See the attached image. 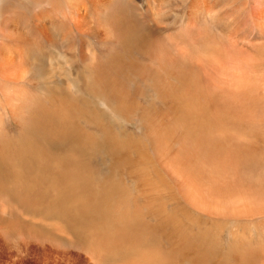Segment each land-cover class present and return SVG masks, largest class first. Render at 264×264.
I'll use <instances>...</instances> for the list:
<instances>
[{"label": "bare ground", "instance_id": "1", "mask_svg": "<svg viewBox=\"0 0 264 264\" xmlns=\"http://www.w3.org/2000/svg\"><path fill=\"white\" fill-rule=\"evenodd\" d=\"M0 264H264V0H0Z\"/></svg>", "mask_w": 264, "mask_h": 264}]
</instances>
